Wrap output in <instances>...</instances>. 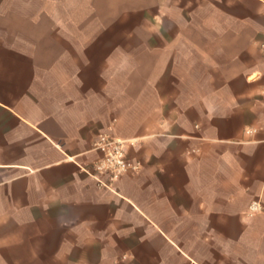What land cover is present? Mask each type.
<instances>
[{
    "label": "crops",
    "instance_id": "crops-1",
    "mask_svg": "<svg viewBox=\"0 0 264 264\" xmlns=\"http://www.w3.org/2000/svg\"><path fill=\"white\" fill-rule=\"evenodd\" d=\"M48 1L0 0V264H264V0H211L185 41L219 83L187 85L186 54L167 92L32 38ZM109 125L141 167L96 178Z\"/></svg>",
    "mask_w": 264,
    "mask_h": 264
},
{
    "label": "rangeland",
    "instance_id": "rangeland-1",
    "mask_svg": "<svg viewBox=\"0 0 264 264\" xmlns=\"http://www.w3.org/2000/svg\"><path fill=\"white\" fill-rule=\"evenodd\" d=\"M33 1L35 8L37 3ZM96 2L49 0L48 13L34 21L43 29L33 30L31 37L51 41L49 49L54 53L99 56V70L112 73L114 91L153 81L162 92H167L172 81L177 87L184 86L185 80H170L168 72L173 66L178 74L184 72L186 54L192 57L190 69L197 77L186 80L187 85L209 89L219 83L218 71L202 64L201 47L185 41L210 35L200 26H216L211 0H111L107 9ZM153 55L159 60L156 63L143 59ZM154 70L160 71V78L148 79Z\"/></svg>",
    "mask_w": 264,
    "mask_h": 264
},
{
    "label": "built area",
    "instance_id": "built-area-1",
    "mask_svg": "<svg viewBox=\"0 0 264 264\" xmlns=\"http://www.w3.org/2000/svg\"><path fill=\"white\" fill-rule=\"evenodd\" d=\"M93 148L101 153V157L96 159L87 171L90 175L99 178L100 174H108L110 178L126 172H136L141 164L138 161L130 160L126 153V140L113 134V127L109 125L106 131L97 135L93 141ZM258 206L257 202L250 205L252 210Z\"/></svg>",
    "mask_w": 264,
    "mask_h": 264
}]
</instances>
